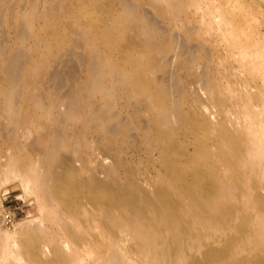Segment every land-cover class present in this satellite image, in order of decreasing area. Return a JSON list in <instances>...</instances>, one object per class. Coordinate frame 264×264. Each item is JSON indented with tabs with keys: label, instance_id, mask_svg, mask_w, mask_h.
Wrapping results in <instances>:
<instances>
[{
	"label": "bare ground",
	"instance_id": "bare-ground-1",
	"mask_svg": "<svg viewBox=\"0 0 264 264\" xmlns=\"http://www.w3.org/2000/svg\"><path fill=\"white\" fill-rule=\"evenodd\" d=\"M18 1L0 0V25ZM97 1L47 0L36 13L45 32L31 35L29 51L0 36V185L19 179L38 209L14 229L0 221V261L29 264L22 247H47L43 255L61 264H264V224L253 238L238 233L243 223L227 226L242 177H264V28L246 29L222 2L145 0L154 16L140 8L135 16L146 23L101 29L99 8L136 12L138 4ZM30 16L18 20L20 39ZM72 33L95 41L89 79L73 78L48 102L34 96L32 68L48 65L63 43L77 45ZM50 73L62 87L63 70ZM37 105L55 107L41 113L45 123ZM34 127L53 135L28 141ZM243 163L251 164L244 176ZM49 211L59 212L50 219L60 232L46 224Z\"/></svg>",
	"mask_w": 264,
	"mask_h": 264
},
{
	"label": "rangeland",
	"instance_id": "rangeland-1",
	"mask_svg": "<svg viewBox=\"0 0 264 264\" xmlns=\"http://www.w3.org/2000/svg\"><path fill=\"white\" fill-rule=\"evenodd\" d=\"M91 1L93 2L92 4H94L95 0H91ZM104 1H106V0H98L97 3L102 4ZM131 1H133V0H131ZM203 1L216 2V3L222 2L223 3L222 9L227 11V15H231V14L237 15L238 14L241 17H245L244 22L246 25L244 27L246 29H250L254 25H258V24H260L261 27L264 28V0H203ZM48 2H47V0H44V1L38 0L37 5H35V6H33L31 2L28 4L27 0H19L18 2L14 3L15 8L13 7V12H11V11L6 12V14L4 15V18H3V22L0 25V36H1V38L7 39L6 41L13 44V46L15 48H17L19 46L20 48L22 47V48H24V50L26 49L27 51H29L30 46L33 44V38L31 37V35L37 31L38 32L40 31L41 33L45 32L44 31V24L45 23L43 24L44 19H42V14L36 15V13L38 12V10H37L38 8H40L42 12L46 11L48 9V5H49ZM3 4L1 5V8H0L1 12L5 8V6ZM135 4H138L136 7V12H130L128 10L125 11L124 7L122 5H118L116 9H113L114 13L109 12V11L106 12V10L102 13L103 10L102 9L100 10V8H99L98 13H99L100 19L98 22V28H101V29L108 28V25L110 23H112V22L116 23L117 21H122V20L127 21L130 27L136 28L138 25H140L142 23H146V22L141 21V18H138L135 16L136 13L138 12L139 8L141 10L143 9L146 13L149 14V16H154V13H155L154 8L151 5H149V3H147L145 0H140V1L137 0L135 2ZM69 5L70 4H68V6ZM21 7H23V8L21 9ZM62 8H64V7L61 5V9ZM61 9H59V10L58 9H52L49 12V15L50 14H60L61 11L63 10V9L62 10ZM209 9H210V6H205L206 11H208ZM25 12H27V13L32 12V16H30L32 18L28 19V21L26 22L25 30L27 31L26 33H27L28 37L25 39H22V38L20 39V37H19L20 26L18 24V20H20V17L22 15H24ZM31 19H34L35 21H31ZM60 20L62 21L63 17H61ZM65 20L66 21H68V20L73 21L72 17H67ZM9 21H10V23H9ZM66 21H64V22H66ZM31 22L34 23V26L33 25L31 26ZM160 26L163 27L164 22H161ZM108 31H109V29H108ZM152 31L153 30H149L148 33L151 34ZM70 36H71V38H73V40L77 39L76 40L77 45L72 46L70 41L63 43L62 47L57 48L55 50V52H54L55 55L51 56V59L49 60L50 62L47 63L48 65H44V63L41 64L43 67L41 66L40 71L38 70L37 67H36V69H33L32 66L29 65L30 68H32L31 73L37 76L34 83H33V86H32V92H33L34 96L39 95V94L43 95L42 97H44V98H42V99L44 101H47V102L49 101V97H47V94L50 93L51 91L57 92V94H54V96L61 95L62 92L63 93L69 92L72 88V83H70V82H72L73 78L79 79L81 81H84V80L87 81L90 77L89 73L91 70L92 59L89 57L91 55L96 54L95 41H94V39L93 40L91 39V41L87 40L84 42V40H82L81 36H78V34H76V33H72ZM100 36H103V34H101ZM21 40H23V41H21ZM81 44H82V46H80ZM138 47H140L139 42L137 43L136 48H138ZM69 48L70 49L74 48L75 52L73 54H69L68 53ZM104 55L105 54H103L102 56H104ZM52 58H54L55 60H53ZM64 60L68 61L69 62L68 64L72 63L73 67H71V69H69L70 67H66L65 65H62ZM74 61H76V62H74ZM74 63H76V64L74 65ZM54 64L57 65L58 68H61L63 70L65 82H64V85L62 87H59V82H57L58 78L52 76V74L50 73L54 69V66H55ZM70 74H72V76ZM69 76H71V77H69ZM201 83H202V81H199V84H201ZM192 85H194V84H192ZM66 88H68V89H66ZM69 88H70V90H69ZM54 108H55L54 106L51 108H48L47 105H46V107L37 105L35 107V111H37L36 113H39L40 116L35 114L36 115L35 117L38 119V121L40 123H43V122L45 123L46 118L41 116V113L45 112L46 115H49L51 117V115H53L51 112L54 111ZM59 108L64 109V105H62V106L60 105ZM49 109L51 110V112ZM33 130H34V132L28 138V141H31L32 139L34 140V138L38 137V138H40V142H44L45 140H47L49 137H52V135H53L52 131L46 132V134H45L44 132H42V130H38L36 127H34ZM23 149H25L23 152H26L27 154L32 153L31 148L29 150H27L28 148H23ZM254 156H256V153L254 154ZM249 167H251L250 163L249 164L243 163V165L241 167L242 169L239 168L241 170L240 172H242V176H244V173H246L248 171ZM256 169H258V166L256 167ZM253 170H254V168H253ZM228 173H231V172L228 171ZM246 181H247V183H246ZM246 181H243V177H242V180H241V182L237 188V190L238 189H240V191L242 190L241 191L242 196H240V201H237L233 205L232 220L230 221L229 225L227 224V226L230 227V224H231V227H232V226H234L235 223H237V224L243 223V231L238 232V233L241 236L245 235L246 238H248L250 236L253 238L255 236L254 233H256L255 227H256L257 223L259 224V221H260L261 223L264 224V202L258 203L256 201H253V198L256 195L257 196L258 195L264 196V188H263L264 186L262 187L259 184L258 188L253 187L252 188L253 190H251L250 188H251V184L255 183V182H257V184L262 182L261 184H263L264 183V177H261L258 180L257 179L254 180L253 178H250ZM245 189H246V191L243 192ZM257 190H259V191H257ZM248 192H250L251 194H249ZM259 193H261V194H259ZM250 199H251V201H249ZM56 207H59V206H56ZM5 210H10V211L14 212V214L16 215V223L24 221L28 218H32L35 216V214L38 213L36 197L32 194L26 195L22 185L19 182V179H17V178L16 179L11 178V179L7 180L5 183H3L2 185H0V221L2 223H3V220H2L3 219V212ZM235 210L237 211V213ZM57 211H55V212L49 211V213L47 214L48 219L46 220V224L50 225V227L54 228L55 230L58 229V231H59L60 230L59 225H58V223L55 222L58 219V217L56 219H50V218L56 217V214H59V212L57 213ZM59 221H61V220H59ZM6 227H8V226H6ZM14 228L15 227L12 226L11 229H14ZM223 229H225V228H223ZM223 229H221V230H223ZM226 229H227V232L234 231V228H231V229L226 228ZM221 230H218V232H221ZM199 231L200 230H196L194 232H199ZM45 235H47V234H45ZM49 235L50 234H48L47 236H49ZM54 243L55 242H53V244ZM46 249H47V247H45V249H43V250H40V248H39V250H36L35 253H30L29 248L22 247V252H21L22 254L21 255H22V257H24V259H26V262L29 261L31 264H61V261L59 259H57L56 257H54V254H52V253H50L47 256H44L43 253H44V250L46 251ZM6 259L5 260L2 259L3 261H0V264H7L8 262L11 263L14 261L13 259H11V260H8L9 258L7 260ZM16 259L17 258H15V260ZM17 262H19V260ZM13 264H15V262H13ZM20 264H21V262H20Z\"/></svg>",
	"mask_w": 264,
	"mask_h": 264
},
{
	"label": "built area",
	"instance_id": "built-area-1",
	"mask_svg": "<svg viewBox=\"0 0 264 264\" xmlns=\"http://www.w3.org/2000/svg\"><path fill=\"white\" fill-rule=\"evenodd\" d=\"M3 220L7 226H12L16 222V215L10 210H5Z\"/></svg>",
	"mask_w": 264,
	"mask_h": 264
}]
</instances>
